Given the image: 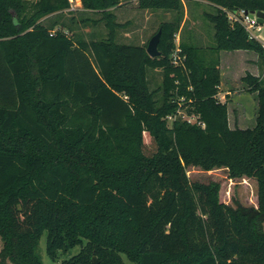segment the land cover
<instances>
[{
    "label": "trees",
    "instance_id": "16d2710c",
    "mask_svg": "<svg viewBox=\"0 0 264 264\" xmlns=\"http://www.w3.org/2000/svg\"><path fill=\"white\" fill-rule=\"evenodd\" d=\"M186 1H137L173 12L151 57V36L117 41L121 0H80L106 30L90 40L63 22L69 0H0V264H42L44 232L53 260L81 246L62 264H264V78L242 77L253 127L231 128L217 96L220 51L252 50L264 69V47L227 17L264 0H194L210 7L208 52L175 44ZM149 69L161 70L154 88ZM180 108L195 120L170 121ZM189 166L253 179L255 204L221 200L219 182L190 181Z\"/></svg>",
    "mask_w": 264,
    "mask_h": 264
},
{
    "label": "rangeland",
    "instance_id": "374dc122",
    "mask_svg": "<svg viewBox=\"0 0 264 264\" xmlns=\"http://www.w3.org/2000/svg\"><path fill=\"white\" fill-rule=\"evenodd\" d=\"M203 2V3H202ZM198 4L197 1L189 0L186 1L184 8V16L180 24V28L175 37V44L181 40L188 41L193 45L200 47L202 50L209 51V47L214 44L213 38V25L211 22L203 18V12L209 11L210 7L202 1ZM75 3V1H73ZM125 2L124 5H126ZM122 12H119V16L116 18L117 21L123 25L117 29V38L119 42L127 41L138 44L139 42H145L152 33L157 29L158 25L162 21H169L173 18V12L161 10L157 14L147 15L145 17L143 13L134 11L129 5L124 6ZM82 9L77 8L75 10L65 11L62 20L69 26L70 33L74 36H83L86 40L98 39L105 32L103 22H95L98 18L96 14H84L81 15ZM89 16L90 20L81 21V17ZM260 35L264 38V24L262 25V31ZM254 51H248V54L254 55ZM215 55V54H214ZM239 53L235 51H221L220 58L222 61H227L228 58L232 59L234 64L240 65V61L236 60L240 58ZM252 56L246 55L244 58L249 59ZM233 68V67H232ZM261 77L264 78V69L262 68L260 73ZM148 78L151 86L154 88L160 84L162 75L160 69H149ZM235 86L237 89H242L243 84L239 82L238 78L235 79ZM249 95V98L243 103L244 109L248 112L249 117L256 115L257 101L256 94ZM219 98V96H218ZM255 99V103H254ZM254 108V110H253ZM253 112V113H252ZM184 111H180L183 114ZM255 118H250V121L246 123L244 128L251 127L255 123ZM147 141V152L152 151V146L149 142V138L146 137ZM186 173L190 181L192 182H203L208 183L210 181L219 182L221 200H224L233 205V201L238 200L241 204L248 206L255 204L256 198V182L253 179L242 177L232 179L227 176V172L224 168H215L210 171L202 170L197 166H189L186 168ZM264 228V222H263ZM81 249L80 245L70 248L66 254L59 253L57 260L51 259L46 252V232H44L40 239L37 247V253L41 258L42 264H62L64 260L77 254ZM122 259L125 264H136L130 261L125 255L122 254Z\"/></svg>",
    "mask_w": 264,
    "mask_h": 264
},
{
    "label": "crops",
    "instance_id": "0c3cea01",
    "mask_svg": "<svg viewBox=\"0 0 264 264\" xmlns=\"http://www.w3.org/2000/svg\"><path fill=\"white\" fill-rule=\"evenodd\" d=\"M137 1L138 0H121V5L113 9L115 15L118 17L119 12H122L123 11L122 8L126 5L131 6L134 11L143 13L145 17H147V15L157 14L158 12L161 11V10L140 9L137 7ZM77 2H79L78 8H81L80 0H76V3ZM125 2H129V3H126V5H124ZM122 42H127V41H122ZM142 43L143 41L139 42L138 44H142ZM222 51H225V50H222ZM233 51L239 53L238 56H240V58H237L236 60L240 61L241 66L234 64V62L230 58H228L227 61H225V57H224L223 58L224 61H222L220 58L221 51L219 52L220 84L218 86L217 96H219L220 101L227 103V114H228L229 126L231 128H234L235 126L239 128H244L243 126H245L246 123L250 121V118L252 117L253 119V117L255 118L256 115L252 112L253 115L249 117L248 112L243 107V103L245 102V100H247V98H249V95L254 96L253 94L254 93L256 94V92H250L247 90L248 86L242 80V77L247 72L254 76L261 77L259 73L262 68L259 65V59H258L257 54L256 53H254V55L248 54V51H251V50H233ZM246 55H249L252 57H250L249 59H246L244 58ZM237 78L239 82L243 84L242 89H237V87L235 86V79ZM256 101H257V98H256ZM256 101L254 99V103Z\"/></svg>",
    "mask_w": 264,
    "mask_h": 264
},
{
    "label": "built area",
    "instance_id": "2783aa9c",
    "mask_svg": "<svg viewBox=\"0 0 264 264\" xmlns=\"http://www.w3.org/2000/svg\"><path fill=\"white\" fill-rule=\"evenodd\" d=\"M75 1V3H73ZM70 10H75L79 7V2L76 3V0H69ZM227 17L231 22H237L241 24L246 30L250 38L256 39L264 47V38L260 35L262 31V24H259L255 12H248L244 9H239L236 12L227 11ZM185 59L184 55H180V48L176 46L172 53V62L174 64H180ZM183 109H177V112L173 116H168V119L171 121L174 118L181 117L188 121H194L195 116H188L185 112L180 114V111ZM184 111V110H183ZM204 126V123H201Z\"/></svg>",
    "mask_w": 264,
    "mask_h": 264
},
{
    "label": "water",
    "instance_id": "95a60500",
    "mask_svg": "<svg viewBox=\"0 0 264 264\" xmlns=\"http://www.w3.org/2000/svg\"><path fill=\"white\" fill-rule=\"evenodd\" d=\"M255 15L257 17L258 23L263 25L264 24V11H256ZM160 34H161V31L158 30L148 40V43L146 46V52L151 57L159 55L158 43L160 40ZM92 260L94 261V263L98 262V260L94 256L92 257Z\"/></svg>",
    "mask_w": 264,
    "mask_h": 264
}]
</instances>
